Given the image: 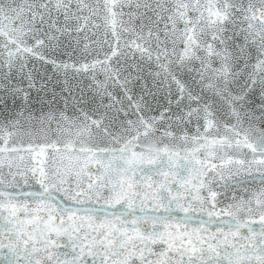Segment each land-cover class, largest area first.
I'll use <instances>...</instances> for the list:
<instances>
[{
    "label": "snow or ice",
    "instance_id": "snow-or-ice-1",
    "mask_svg": "<svg viewBox=\"0 0 264 264\" xmlns=\"http://www.w3.org/2000/svg\"><path fill=\"white\" fill-rule=\"evenodd\" d=\"M0 264H264V0H0Z\"/></svg>",
    "mask_w": 264,
    "mask_h": 264
},
{
    "label": "water",
    "instance_id": "water-1",
    "mask_svg": "<svg viewBox=\"0 0 264 264\" xmlns=\"http://www.w3.org/2000/svg\"><path fill=\"white\" fill-rule=\"evenodd\" d=\"M49 74L51 75V72H49ZM56 107L59 108V109H62L63 108V104L60 103V104L56 105Z\"/></svg>",
    "mask_w": 264,
    "mask_h": 264
}]
</instances>
